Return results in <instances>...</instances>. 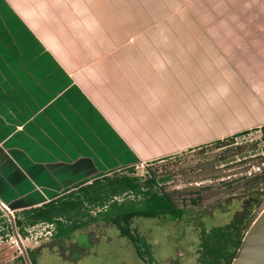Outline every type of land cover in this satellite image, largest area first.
I'll use <instances>...</instances> for the list:
<instances>
[{"label": "rangeland", "instance_id": "374dc122", "mask_svg": "<svg viewBox=\"0 0 264 264\" xmlns=\"http://www.w3.org/2000/svg\"><path fill=\"white\" fill-rule=\"evenodd\" d=\"M263 20L264 0H0V160L14 158L10 155L12 134L22 130L14 116L21 109L15 97H7L30 94L22 86L23 80L32 82L31 91L37 95L42 85L65 89L50 85L71 78L72 68L78 66L79 73L86 74L87 63L117 58L113 49L119 47L217 48V53L232 62L231 71L227 74L225 69L206 86L195 88L192 83L183 115L189 128L180 124L172 128L176 140L179 134L186 137V129L192 138L208 141L230 135L226 132L252 131L236 137L225 151L207 145L156 163L133 161L132 144L113 136L110 149L105 147L107 155L99 159H111L109 171L122 168V161L131 163L140 178L148 169L169 173L165 186L169 192H181L173 193L179 208L183 207L180 198L186 199L182 212L136 217L129 222L128 228L147 242L148 259L155 264H221L226 249H220L215 259L208 255L216 240L211 231L229 224L242 211L249 183L240 178L264 171L263 163L257 166L260 158L264 161L260 133L253 130L264 124ZM199 31L208 33L209 43L168 38L174 33ZM29 115L34 118L35 109ZM13 122L9 138L5 129ZM86 139L88 145L101 146L98 135ZM219 156L226 161L219 162ZM103 170L97 168L94 175L107 172ZM211 176L220 179L211 181ZM5 177L0 169L2 190ZM230 180L234 183L228 187L225 183ZM202 187L209 189L202 192L199 205L192 206L189 199ZM259 211L251 215H259ZM12 217L9 212L0 223V264H146L133 244L110 224H94L65 240L53 241L46 225L17 234L10 229ZM248 227L244 223L226 236L228 252L234 250L229 239L244 235ZM18 245L21 250H40L34 254L26 251L20 260Z\"/></svg>", "mask_w": 264, "mask_h": 264}, {"label": "crops", "instance_id": "0c3cea01", "mask_svg": "<svg viewBox=\"0 0 264 264\" xmlns=\"http://www.w3.org/2000/svg\"><path fill=\"white\" fill-rule=\"evenodd\" d=\"M172 35L168 38L202 40L200 44L210 39L203 31ZM113 50L117 58L87 63L86 74L79 73L78 66L72 68L71 78L50 85L65 89L42 85L36 95L31 91L32 82L23 80L22 86L30 94L7 97L18 100L21 110L14 117L22 130L12 132L15 122L5 129L9 138L13 133L10 155L14 158L0 160L1 171L6 172L1 180L5 190L0 189V219L132 166L122 161V168L109 171L111 159H99L107 155L105 147L110 149L113 136L132 144L133 161L147 163L238 134L226 132L230 135L211 141L192 138L186 129L189 124L184 122L192 83L195 88L206 86L225 69L227 74L231 71L232 62L217 53V48L137 45ZM30 109H35L34 118ZM177 124L186 127V137L178 133L176 140L172 128ZM88 135H98L101 146L88 145ZM97 168L107 172L96 176Z\"/></svg>", "mask_w": 264, "mask_h": 264}, {"label": "trees", "instance_id": "16d2710c", "mask_svg": "<svg viewBox=\"0 0 264 264\" xmlns=\"http://www.w3.org/2000/svg\"><path fill=\"white\" fill-rule=\"evenodd\" d=\"M259 131V140L264 149V124L259 128L253 129ZM252 130L244 131L238 134L228 136L223 139L215 140L189 151L201 149L207 145H213L217 149L225 151L234 144V139L240 135L247 134ZM171 156L155 160L151 163L162 162L170 159ZM226 158L219 156V162H225ZM264 164L262 158L259 159L257 166ZM211 181L220 179V176H211ZM241 180L249 183L246 188V200L242 204V211L236 214L232 221L211 231V237L216 238L215 244L210 246L209 258L215 259L220 249H226L222 257L221 264H230L233 260L241 240L244 235L237 239H229L234 250L227 251L228 242L226 236L244 223L249 227L258 215H251L252 211L264 209V171L250 174V176L241 177ZM170 181L169 173L159 174L155 170L148 169L144 178L134 174V167H126L119 171L94 179L88 184L79 186L60 197L52 199L40 206L31 207L15 212L12 217L10 229H16V233L25 235L28 228L37 225L49 226L50 237L53 241H61L69 238L74 232L87 227L105 223L116 227L120 233L126 237L136 249L146 264H155L148 259V244L135 231L128 228L129 222L136 217L155 218L170 212H182L186 206V199H181L182 208H179L174 194L181 192H169L165 184ZM234 180L225 183L231 187ZM209 187H202L197 190L195 198H190L192 206H197L202 200V192ZM3 220L0 219V223ZM248 227V228H249ZM234 243V245H233Z\"/></svg>", "mask_w": 264, "mask_h": 264}, {"label": "water", "instance_id": "95a60500", "mask_svg": "<svg viewBox=\"0 0 264 264\" xmlns=\"http://www.w3.org/2000/svg\"><path fill=\"white\" fill-rule=\"evenodd\" d=\"M230 264H264V209L244 234Z\"/></svg>", "mask_w": 264, "mask_h": 264}, {"label": "flooded vegetation", "instance_id": "af4514ba", "mask_svg": "<svg viewBox=\"0 0 264 264\" xmlns=\"http://www.w3.org/2000/svg\"><path fill=\"white\" fill-rule=\"evenodd\" d=\"M18 247H19V251H20V254H21V258H20V260H22L23 257L26 255V254H25L26 251L29 252V253L34 254V253H38V251L40 250V249H38V248L35 249V250H26V249L21 250L19 245H18ZM40 247H41V246H40ZM42 247H43V246H42ZM23 251H24V253H23Z\"/></svg>", "mask_w": 264, "mask_h": 264}]
</instances>
